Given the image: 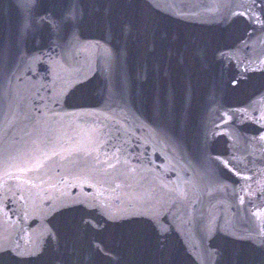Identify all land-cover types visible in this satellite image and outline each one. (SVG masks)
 <instances>
[{
    "label": "water",
    "instance_id": "95a60500",
    "mask_svg": "<svg viewBox=\"0 0 264 264\" xmlns=\"http://www.w3.org/2000/svg\"><path fill=\"white\" fill-rule=\"evenodd\" d=\"M261 2H262V5H263V9H264V0H261Z\"/></svg>",
    "mask_w": 264,
    "mask_h": 264
}]
</instances>
